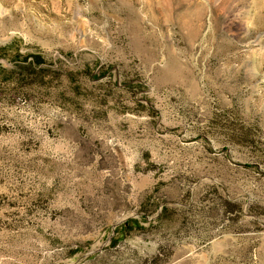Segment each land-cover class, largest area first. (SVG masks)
Instances as JSON below:
<instances>
[{"label":"rangeland","instance_id":"rangeland-1","mask_svg":"<svg viewBox=\"0 0 264 264\" xmlns=\"http://www.w3.org/2000/svg\"><path fill=\"white\" fill-rule=\"evenodd\" d=\"M0 264H264V0H0Z\"/></svg>","mask_w":264,"mask_h":264}]
</instances>
